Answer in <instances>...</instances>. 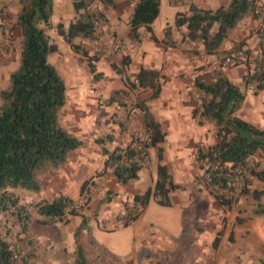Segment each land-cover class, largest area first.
<instances>
[{"label": "trees", "instance_id": "obj_1", "mask_svg": "<svg viewBox=\"0 0 264 264\" xmlns=\"http://www.w3.org/2000/svg\"><path fill=\"white\" fill-rule=\"evenodd\" d=\"M98 2L104 6L115 7L118 0H71L76 13L66 27L63 23L57 26L58 33L64 37L76 51H84L89 56V66L96 72L95 61L89 52L81 46L96 37L101 20V13H95L92 6ZM259 0H230L217 9L200 8L191 5L190 14L178 12L176 26L187 27L185 37L204 43L207 53H215L228 37V32L246 18L249 12L259 18L264 8ZM22 8L16 25L22 32L20 65L10 75V83L0 92V226L9 213L15 215L22 224L24 232L30 229L31 210L24 205L17 190L23 189L31 193L41 191L44 177L53 169L64 164L70 154L84 146V141L63 126L60 113L68 102V85L59 69L49 61V55L59 51V45L52 40L45 27L52 28V17L55 14L54 0H21ZM161 0H138L130 20V34L140 40L141 29L152 30V24L160 14ZM170 31L168 28L167 33ZM83 41L77 42L76 39ZM243 44L237 48H242ZM248 53L251 48H246ZM129 64V58L123 59L124 68ZM115 67V65H114ZM119 72L120 68L117 69ZM100 74H96L98 78ZM160 74L153 69L142 67L137 79L140 87L156 89L159 95ZM257 81L259 88H264V79L253 76L249 81ZM196 87L202 91L201 103L194 109V116L201 122L209 120L217 127V141L208 147L198 148L199 158L210 164L221 159L223 163H230L233 167L247 166L252 157L260 156L258 166L248 167L251 180L246 181V187L241 195L253 196L259 203L255 208L257 215L264 216V189L251 188L253 180L264 182V128L238 116L237 112L246 100L247 91L242 84L235 83L226 75H218L211 82L197 76ZM137 85V84H135ZM144 108L143 102L139 104ZM146 125L151 133V146L157 147L159 164L158 178L154 186L133 198L135 205L145 209L152 198L162 206H171V193L181 188L176 183L167 165L162 163L164 148L161 143L165 140V133L161 126L146 112ZM98 141V140H97ZM99 141L105 143L104 139ZM108 157L103 172L115 166L114 176L121 184L136 180L140 176L141 166L136 163L131 166L121 164L123 157H130L134 150L129 146L118 147L111 151L103 147ZM215 155H218L216 158ZM82 184L81 195L88 189L89 182ZM226 181L225 177H215V181ZM214 191V190H212ZM216 200L224 207H232L236 199L226 197L225 194L214 193ZM74 199L60 194L53 200H41L33 204L34 211L44 217V224L65 222L67 208L72 206ZM79 210L72 208L70 215L78 214ZM58 217V219H57ZM134 216L133 220H136ZM88 220L84 217L82 226L75 232L76 264H90L81 243V232L86 228ZM129 225V222L125 224ZM0 227V264H13L14 250H20L13 244ZM219 242L217 237L214 246ZM21 251V250H20Z\"/></svg>", "mask_w": 264, "mask_h": 264}, {"label": "rangeland", "instance_id": "obj_2", "mask_svg": "<svg viewBox=\"0 0 264 264\" xmlns=\"http://www.w3.org/2000/svg\"><path fill=\"white\" fill-rule=\"evenodd\" d=\"M9 1L12 3L13 0H4V3L7 4L2 5L1 13H7V15H9ZM56 1L55 14L52 17L54 26L52 28L45 27V29L53 41L57 44L58 42L62 44L63 49L60 52L50 54L49 61L58 69L60 67V71L67 80L66 71L77 74L80 73V69H86V66L88 72H90L88 62L89 56L85 55L84 51L74 50L64 37L58 33V24L63 23L67 27L68 24L76 18V13L71 0ZM161 1H163L161 15L158 16L154 23V28L157 31H161L162 25L166 24V21L169 22L168 25H174V18L176 16L174 10L183 8L181 6L174 7L168 0ZM1 3H3V1H0V4ZM15 5L16 2H13L12 6ZM116 6H104L98 2L93 4V12L101 13V20L96 37L105 35L106 31L112 28L111 26L117 24L113 21L116 17H120V12L116 9ZM21 8V0H17L15 11L11 9V16L13 12L16 14H14V16H18L20 14L19 9L21 11ZM131 18L132 14H130L129 20H131ZM260 18H262V14L258 19ZM16 22L17 20L14 23L12 19L10 22H8L7 19H0V92L8 87L11 73L17 70L20 65L22 32L20 27L16 25ZM10 28L14 30H11V35L9 36ZM117 36L125 40L127 49L125 53L116 55L114 58H107L93 52L92 41L96 37L83 44L81 43V46L84 50L86 49L89 52L91 57L94 56L98 59L103 58L110 62L112 66L115 65V67L122 70L123 59L127 56L130 45L132 43L136 45L140 44L143 41L144 35L142 34L141 40L132 39L133 41H131L130 38H122L119 34H117ZM76 41L81 42L83 40L79 38L76 39ZM237 47L238 45L235 48ZM256 49L257 47L254 45V47L251 48V52H254ZM258 53H260L264 61V49L262 51L258 50ZM94 61L96 63V60ZM214 71L220 72L215 69ZM73 77L76 83V77ZM85 79L88 80L87 76ZM87 83L88 82H82L81 85L75 84V88H72V92L70 91L71 103L69 106L80 105V107L75 110L80 113V116L98 117L105 109L101 110V112L100 110L97 112L92 110L89 114L85 111L86 109L81 107V105L93 102V99H91L93 96H91V98L86 100L88 102L83 104V100L85 99L83 94L86 93L85 89L91 88V94L95 91L94 88L96 86L93 84L94 87H88ZM135 83L131 82V91H124L122 100H120L123 105L112 117L114 118V122L119 124L128 136V141L125 145L130 142L128 127L132 126L139 130L146 129L141 118V111H135L136 108H140L137 104L142 100L140 91H138L140 88L136 89ZM242 85L246 91H248V89L250 90V86L252 87L251 92H256L258 89V82L254 80L249 81L247 84L245 79ZM112 86L122 87L123 85L121 81H118ZM82 90L83 93H81ZM98 93L104 96L103 92L100 93L98 91ZM88 94L89 93H87L86 96ZM191 95L201 99L203 93L200 90H196L195 93ZM253 96L254 94H249L248 97L250 98ZM102 99H104V97H102ZM104 101L105 100H102L100 103L102 108L103 105L106 104ZM63 109L60 113L62 124L67 129L69 127H74L73 133H77L81 138L85 137L84 131L79 133L75 132L78 131L77 129H79L81 125H75L76 121L72 122L69 113L71 111ZM241 113H239L240 116L242 115ZM90 118L91 117H89V119ZM104 126L105 124H102L101 127H98V130L100 132L104 131ZM214 126L215 125L212 124L213 128ZM217 130L215 126L216 141ZM102 133L103 132H101V134ZM94 143L95 141L88 143L90 144L88 151L92 154L90 159L96 160L99 165L100 163H105L106 158L103 155L104 151L100 148L94 150ZM151 150V166L145 169H151L153 167ZM197 152L198 151H196V153ZM194 160L196 161V165L201 168V172L195 176V183H193V180L188 183L187 193L181 192L175 194V196H171V198L175 199V202L179 204L173 207L162 206L156 199L152 198L149 202V209H147L146 215L135 225L132 224L141 216L145 209L142 208L139 211L136 220L125 219L123 215L127 213L128 208H132L131 205L134 203L133 198H127L123 208L119 212H115L113 215L114 217H102L100 213L93 214L91 216L92 218L89 219V221L92 222L90 224V228H92L91 235H89L90 238H85V235L82 236L83 244L84 241L87 244L88 240L90 242L87 248H85L87 251L86 256L90 264H150L151 262H155V264H264V216L255 213V208L259 202L253 196L243 194L241 197H235L231 192H226V197L233 196L234 199L237 197L241 199L239 201L237 198L238 201L236 200L232 207L222 206L216 200L214 195L215 191H212V188L200 185L197 182L198 178L205 171L206 165L204 162L197 161L195 158ZM260 160V156L252 157L249 159L248 165L250 167L258 166ZM85 162L88 163L89 161L85 160ZM63 166L64 164L60 166V168L53 169L51 171L53 172L52 175L66 172V175L70 176L71 179H75L77 176H84V164L74 165L73 167L70 165V168H65L68 170L63 169ZM87 167L88 166H85V168ZM89 168H92V166ZM69 169H72V171ZM107 171L104 172L105 176L98 178L96 180L97 183L95 182L96 185H100L99 188H102L104 184H108L107 180L109 176H112V174L109 175L110 173H106ZM251 178L248 170L247 180H251ZM249 186H251V188L264 189V182L254 179ZM17 193L22 197L21 202L31 210V219L29 221L31 226L28 232H24L22 224L18 222L17 217L9 213L6 217V220L8 218L7 224L4 221L0 227L3 228L5 233L8 230L10 231L8 236L13 244L19 246L21 252L30 260V264H54L53 262L55 261V264H76L74 256L75 250L73 251V249H71L72 251H70L68 247L64 246L65 239L67 238L65 237L66 233H63V229H59L55 224L42 223L45 218L38 215L34 211L35 207H33V204L39 201H37V199H32L30 191L19 189ZM88 206H90V201L87 203V206H84L85 208L81 210H85ZM98 217H100V219ZM93 218H96V220L99 221V225L105 229L111 228L115 230L119 227L126 226L125 224L127 222H129L131 226L125 229L119 228L116 231L110 232L100 229ZM136 234H138L137 238H135ZM216 236L220 237V242L217 247H214L212 242ZM165 239L168 241L166 245H169V249L165 250L167 253L163 250L159 251V248H157V250L153 249V243L156 240L162 241V243L165 244ZM92 242L94 244H91Z\"/></svg>", "mask_w": 264, "mask_h": 264}, {"label": "crops", "instance_id": "obj_3", "mask_svg": "<svg viewBox=\"0 0 264 264\" xmlns=\"http://www.w3.org/2000/svg\"><path fill=\"white\" fill-rule=\"evenodd\" d=\"M0 1H3V3L0 4V19H7L8 22L12 19L15 23L19 15L14 16L15 12H13V15L11 16V9L15 11L17 0L12 1V3L16 2L15 6H12V3H10L11 1H9V15H7V13H1L2 5L7 3H4V0ZM54 1L57 2L56 0ZM168 1L174 7H183L181 9L174 10L176 14L174 18V25H168L169 22L166 21V24L162 25L161 31H157L154 28L155 20L152 24L151 31L147 30L145 27L142 28L141 32L144 35L143 41L138 45L134 43L130 45L126 56L129 58V64H127L125 68L123 66V73L119 72L117 67H114V65L112 66L110 62L103 58H97L95 63L96 72H92L90 66V72H88L86 66V69H80V73L77 74L71 73L70 71L65 72L67 75L66 82L68 85V106L66 104L63 110L71 111L69 113L72 118V122L76 121L75 125H81V127L77 129L78 131L75 132H85V137H82L83 139L80 137L85 143L84 146L70 154L68 160L64 163L62 168L65 169L66 167L70 168V165L73 167L74 165L84 164V176H77L75 179H71L70 176L66 175V172L58 173L56 175H52L53 172H51L44 177V183L41 191L38 193H31V196L32 199L41 201L44 199L53 200L56 196L65 194L72 197L74 200H77L81 197V188L84 181L93 178V180L89 182L90 185L88 186V189L85 191L89 194L90 206H88L85 210H80L78 214L70 215V217H68V222H65V220H56L57 223H54L59 227V229H63L64 234L66 233L65 237L68 240L65 239L64 246L68 247L70 251H72L71 249H73V251L76 250L77 244L75 232L82 226L84 217L87 218L88 224L81 232V243L83 235L86 236L85 238H90L89 235H91L92 232L90 224L92 222L89 221V219L92 218L91 216L93 214L100 213L102 214V217H114L113 215L115 212H119L123 208L124 202L127 198L131 199L137 194L144 193L149 187L154 186L157 181V166L160 162L158 159L159 156L157 147H152L151 150L153 167L151 169L142 168L138 179L132 180L126 184H121L116 180L115 176L112 175L109 176V179L107 180L108 184H104L102 188H99L100 185H96V180L105 175L104 173L99 177L96 175L99 172L104 171L105 163H100L99 165L96 160L90 159L92 154L88 151L90 146L88 143L91 141H95L93 144L94 150L98 148L103 150V147H107L111 151L127 143L128 136L119 124L114 122V118L112 117L123 105L120 100H122L124 91H131V82L135 83L134 80L137 79L138 73L142 67L159 72V82L161 83V87L159 88V95L156 96V89L151 87L144 88L135 85L137 87L136 89L140 88V90H138L140 91V96L142 98L140 102H143L145 108H136L135 111H141V118L146 129L147 112V115L151 116L160 124L161 129L165 133V140L161 143V146L164 148L162 163L168 166L175 182L181 185V188L173 191L171 196H175V194L181 192L187 193L188 183L191 180L195 183V176L201 172V168L196 165V161L194 160L196 151H198L200 146L208 147L216 141L215 126L213 128L212 123L207 119H205L204 122H201V119L198 116H194V109L201 103L200 98H196L191 95L194 94L196 90H199L195 83L197 76L201 75L207 83L214 80V78L220 74L226 75L235 83L242 84L243 82L244 84L245 82V77L249 67V64L246 62L228 66L220 72H216L214 69L217 65V58L228 54L237 45L243 44V48L254 47L255 42L253 41V32L250 29L252 26H255L259 20L258 18H255L254 13L249 12L244 20L228 32L227 39L215 53H207L202 41L191 40L190 38L185 37L188 30L186 26L181 28L176 26L177 13L183 12L190 14L191 5L193 4L199 6L200 8L217 9L223 4H228L230 0ZM259 1V5L264 8V0ZM162 5L163 1H161L159 16L161 15ZM131 7L132 4L130 1L118 0L116 9L120 12V17H116L113 21L119 25L120 37L130 38V40L133 41L132 39L135 38H133L130 34L131 27L129 25V17L130 14H132ZM168 28H170V31L167 33ZM11 30L13 31L14 29L10 28L9 36L11 35ZM58 45V52H60L63 49V46L59 42ZM61 74L64 76L62 72ZM96 74H100L101 76L96 78ZM73 76L76 77V83L74 82L75 79ZM86 76L88 80L85 79ZM118 81H121L123 85L122 87L112 86ZM82 82H88V87H94L93 84L96 85L94 88L95 91L91 94V88L85 89L86 93L83 94L85 98L83 100V104L87 103L88 101L86 100L91 98V96H93V98H91L93 99V102L81 105V107L86 109L85 111L89 114L92 110L96 112L100 110L101 112V110L105 109V111L100 113L98 117L80 116V113L75 111L80 107V105L69 106L71 103L70 94L72 92V88H75V84L81 85ZM98 91L100 93L103 92L104 96H101ZM81 93H83V90ZM87 93L89 94L86 96ZM249 94H254V96L249 98ZM102 97H104V99H102ZM102 100H105L104 102L106 103L103 105V108L102 105H100ZM239 113L242 115L240 116ZM237 114L240 117L243 116L242 118L254 123L255 125L264 128V88L258 87L256 92H251V90L248 89L246 100ZM89 117L91 118L89 119ZM102 124H105V129L104 131H101L103 132L101 134L98 127H101ZM68 129L73 133L74 127H69ZM76 135L78 136L77 133ZM100 139H104L105 143L102 144V142L99 141ZM103 155L107 159L108 156L104 154V152ZM85 160H88L89 162L87 163ZM85 166L88 167L85 168ZM91 166L92 168H89ZM69 170L72 171V169ZM171 200L172 205L167 207H173L176 204H179L175 202V199L171 198ZM147 209H149V204L141 216L132 225L137 224L138 221L143 219L147 213ZM98 218L100 219V217ZM93 219L96 221L100 229L110 232L116 231L119 228L125 229L131 226H122L115 230L111 228L105 229L99 225V221L96 220V218ZM137 237L138 234H136L135 238ZM217 237L220 242V237L216 236L212 242L213 245ZM167 242V239L164 240L165 244H163L162 241L156 240L153 243V249L157 250V248H159V251L168 250L169 245H166ZM219 242L214 247H217ZM89 244V240L88 244L84 241L83 248L85 254H87L85 248H87V245ZM91 244L94 243L92 242ZM53 263L55 264L56 261ZM150 264H155V262H151Z\"/></svg>", "mask_w": 264, "mask_h": 264}, {"label": "built area", "instance_id": "obj_4", "mask_svg": "<svg viewBox=\"0 0 264 264\" xmlns=\"http://www.w3.org/2000/svg\"><path fill=\"white\" fill-rule=\"evenodd\" d=\"M173 1L179 2L181 0ZM137 2L138 0L130 1L132 4V14ZM111 27V29L106 31L105 35H99L92 41L93 52H95V54L103 55L107 58H114L116 55L125 53L127 44L125 40H122L117 36V34H119V25L114 24ZM250 30L253 32V40L257 49L254 52L252 51L248 53L246 48H235L227 55L218 58L215 68L217 71H222L228 66L246 62L249 64L248 72L245 77L247 84L249 83V79L253 76H260L264 79V61L261 58L260 53H258V50L262 51L264 49V13L262 14V18L258 20V23L255 26H252ZM135 82L138 85V79H136ZM250 90H252L251 86ZM140 103L141 102H138V107ZM128 132L130 135V142L127 145L121 147L124 148L129 146L134 150V153L130 157H123L121 164L131 166V164L136 163L137 165L141 166V168L151 166V133L148 131V129L139 130L138 128H134L132 126L128 127ZM215 157L217 158L218 155H215ZM195 159L197 161H201L198 152L195 154ZM204 164L206 165V169L197 181L200 185L209 186L218 194L231 192L235 197L242 194L244 188L246 187L247 172L248 167H250L249 165H247L248 167L243 165L233 167L230 163H223L221 159L216 160L212 164L208 162H204ZM114 171L115 166L109 168L107 172L114 175ZM215 177H225L226 181H215ZM89 201V194L85 192L80 198L74 200L72 206L67 208L64 218L70 217L69 212L72 208H76L78 210L84 209ZM131 207V209L128 208L126 214H123L125 219L128 218L132 220L134 216H137L139 211L143 208L140 205H135V203H133ZM12 249L14 250L13 264L31 263L30 260H28L20 250H16L13 246Z\"/></svg>", "mask_w": 264, "mask_h": 264}]
</instances>
